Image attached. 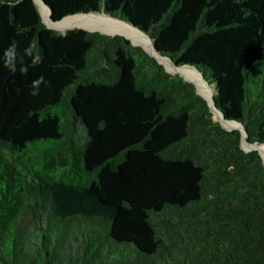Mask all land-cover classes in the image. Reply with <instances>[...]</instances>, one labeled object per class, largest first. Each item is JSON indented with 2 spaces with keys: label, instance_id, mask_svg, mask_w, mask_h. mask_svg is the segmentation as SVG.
Returning a JSON list of instances; mask_svg holds the SVG:
<instances>
[{
  "label": "trees",
  "instance_id": "1",
  "mask_svg": "<svg viewBox=\"0 0 264 264\" xmlns=\"http://www.w3.org/2000/svg\"><path fill=\"white\" fill-rule=\"evenodd\" d=\"M43 1L53 21L102 10L145 30L264 144V0ZM12 40L27 72L3 66ZM213 118L125 37L0 0V264H264L261 156Z\"/></svg>",
  "mask_w": 264,
  "mask_h": 264
},
{
  "label": "bare ground",
  "instance_id": "2",
  "mask_svg": "<svg viewBox=\"0 0 264 264\" xmlns=\"http://www.w3.org/2000/svg\"><path fill=\"white\" fill-rule=\"evenodd\" d=\"M37 9L45 19V23L53 28L66 29L68 27H84L90 30H101L107 33H122L129 37L134 43L142 46L146 51L155 55L158 60L165 66L166 70L173 74H181L187 81L193 83L196 87L197 92L207 98L212 103L211 99L213 96L212 88L201 79V73L192 66H181L175 67L169 58L160 56L159 53L155 52L152 48V41L140 33L137 29L130 27L125 22H121L106 15L101 14H74L66 16L59 21L51 22L49 20L48 8L41 2V0H34ZM214 118L219 121L222 127L231 129L233 127H241L235 122L227 121L222 117V114L218 109H213ZM244 149H255L259 151L263 162H264V144H249L246 142L244 136L241 142Z\"/></svg>",
  "mask_w": 264,
  "mask_h": 264
},
{
  "label": "water",
  "instance_id": "3",
  "mask_svg": "<svg viewBox=\"0 0 264 264\" xmlns=\"http://www.w3.org/2000/svg\"><path fill=\"white\" fill-rule=\"evenodd\" d=\"M33 2H34V0H33ZM41 2L46 6V4L44 3V1L43 0H41ZM34 4H35V2H34ZM47 7V6H46ZM38 12H39V10H38ZM48 13H49V20L51 21V22H55V21H53L52 19H51V17H50V10L48 9ZM39 14H40V12H39ZM80 14H86V15H88V14H101V15H106V16H108L109 18H112L111 16H109V15H107V14H105L102 10H100V11H97V12H94V13H80ZM41 16V15H40ZM70 16V15H69ZM41 19H42V17H41ZM112 19H115V20H118V21H121V22H124V21H122V20H120V19H117V18H112ZM42 22L47 26V27H49V28H52V29H54L53 27H50V26H48L44 21H43V19H42ZM126 24H128L130 27H132V28H134L131 24H129V23H127V22H125ZM75 28V27H74ZM76 28H82V29H85V30H87V31H91V32H94V31H97V32H100V33H102V34H106V35H111V36H113V35H120V36H123V37H125L126 39H128L130 42H131V44H133V45H135V46H140V45H138V44H136V43H134L129 37H127L126 35H124V34H122V33H106V32H103V31H101V30H90V29H87V28H84V27H76ZM71 29V28H70ZM136 29V28H135ZM140 33H142V34H144V35H147V36H149L147 33H146V31L145 30H139V29H137ZM149 39L152 41V48H153V50L155 51V52H157V53H159V51L157 50V48H156V46H155V43H154V40L149 36ZM146 53H148L150 56H152L153 58H155L156 60H157V62L158 63H160L161 65H163L159 60H158V58L155 56V55H153V54H151V53H149L148 51H146L142 46H140ZM170 61L172 62V60L170 59ZM173 63V62H172ZM173 65L175 66V67H181V66H177V65H175L174 63H173ZM182 66H190V65H182ZM163 67H164V69H165V71H167L166 70V68H165V66L163 65ZM192 67H194L196 70H197V68L195 67V66H192ZM168 72V71H167ZM169 73V72H168ZM170 74V73H169ZM177 75H179L180 77H182V79L183 80H185V81H187L181 74H177ZM201 79L202 80H204L206 83H207V81L204 79V77H203V75L201 74ZM187 82H189V81H187ZM189 83H191V82H189ZM193 86H194V88H195V85L193 84V83H191ZM195 90H196V88H195ZM196 92H197V90H196ZM199 94V93H198ZM200 95V94H199ZM201 96V95H200ZM205 101H206V103H207V105H208V108H209V110H210V112H211V114H212V117H213V109H215L216 107H215V105H214V99H213V96H212V99H211V101H212V103L210 104V102H209V100L207 99V98H205V97H203V96H201ZM217 109V108H216ZM214 119V118H213ZM215 120V119H214ZM215 121H217V120H215ZM228 121V120H227ZM220 125H221V123L219 122V121H217ZM231 122H234V121H231ZM236 123V122H235ZM240 125V124H239ZM241 126V125H240ZM221 127H222V125H221ZM224 128V127H223ZM224 129H226V130H232V129H237V130H239V132H240V134H241V142H242V137L244 136V138L246 139V131H245V129L241 126V127H233V128H231V129H227V128H224ZM246 142L247 143H249V144H256V143H251V142H249V141H247L246 140ZM242 144V143H241ZM241 148L244 150V151H252V150H255V149H248V150H246V149H244L243 147H242V145H241ZM255 151H257V150H255ZM258 153H259V151H257ZM259 155H260V153H259ZM261 156V155H260ZM261 159H262V157H261ZM262 162H263V159H262ZM264 165V164H263Z\"/></svg>",
  "mask_w": 264,
  "mask_h": 264
},
{
  "label": "clouds",
  "instance_id": "4",
  "mask_svg": "<svg viewBox=\"0 0 264 264\" xmlns=\"http://www.w3.org/2000/svg\"><path fill=\"white\" fill-rule=\"evenodd\" d=\"M17 43L15 40L10 41L9 45L3 52V66L6 67L11 72L17 71V64L19 63L20 67L19 70L21 72H27L28 67L24 63L25 56H28L31 54L30 48H24L23 54L18 53L17 51ZM41 83L47 84V81L45 80L43 75L38 76L36 79H34L31 82L30 88V95L31 96H37L39 94V86Z\"/></svg>",
  "mask_w": 264,
  "mask_h": 264
},
{
  "label": "rangeland",
  "instance_id": "5",
  "mask_svg": "<svg viewBox=\"0 0 264 264\" xmlns=\"http://www.w3.org/2000/svg\"><path fill=\"white\" fill-rule=\"evenodd\" d=\"M41 17H42V19L45 21V19L43 18V16H42V14H41ZM74 27H77V26H74ZM74 27H68V28H66V29H70V28H74ZM55 30H57L58 32H64L66 29H60V28H54ZM107 33V32H106ZM115 33V32H114ZM117 33H119V32H117ZM144 36H146L147 38H149V36H147V35H144ZM262 67H261V69H258V72H257V75H258V77H260V78H262V80L264 81V66L263 65H261ZM171 74V73H170ZM171 75H177V74H175V73H173V74H171ZM256 76L254 75V74H249V78H250V86H252V87H254V84H253V79L255 78ZM196 88V87H195ZM252 90V89H251ZM198 93V92H197ZM242 147H243V145H242ZM244 148V147H243ZM246 150H248V149H246ZM263 164H264V162H263Z\"/></svg>",
  "mask_w": 264,
  "mask_h": 264
}]
</instances>
